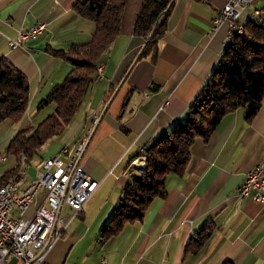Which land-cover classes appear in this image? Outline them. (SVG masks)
<instances>
[{
  "label": "crops",
  "instance_id": "crops-1",
  "mask_svg": "<svg viewBox=\"0 0 264 264\" xmlns=\"http://www.w3.org/2000/svg\"><path fill=\"white\" fill-rule=\"evenodd\" d=\"M74 2L0 0V57L5 56L18 67L30 84V99L21 120L0 123V151L18 128L34 126L27 125L29 113L35 111L31 106H38L71 68L48 48H68L92 37L94 21L77 13ZM143 2L125 0L120 31L100 61L103 77L92 81L77 109L82 108L80 116L75 118L76 111L60 132L66 129L63 136L56 134L43 145L39 162L69 144V152L63 154L67 159L84 132L88 114L102 111L81 158L99 186L68 222L63 235L49 243L44 262L264 264V202L242 197L238 190L252 167L262 164L264 168V98L251 122L245 118V109L239 107L221 119L208 140L197 138L185 172L166 176V196L155 198L143 219L127 222L107 240L99 236L126 182L136 172L128 160L137 152L143 158L142 150L148 142L175 121L185 119L191 101L230 39L226 22L214 28V17L225 0H175L168 29L159 40L157 60L137 59L144 40L133 34V24ZM239 19L241 23L253 20L264 24V0H251L241 9ZM40 20L46 27L38 36L21 46H10L9 40L21 28ZM50 104L51 111L54 104ZM7 158L6 154L0 160ZM21 178L22 172L21 185L32 180ZM43 193L40 190L27 215L41 202ZM207 221L214 224L210 237L198 251L189 250L192 236ZM15 262L11 259L3 264Z\"/></svg>",
  "mask_w": 264,
  "mask_h": 264
},
{
  "label": "trees",
  "instance_id": "trees-1",
  "mask_svg": "<svg viewBox=\"0 0 264 264\" xmlns=\"http://www.w3.org/2000/svg\"><path fill=\"white\" fill-rule=\"evenodd\" d=\"M175 0H144L133 24V34L144 40L136 58L158 57L159 40L168 29V18ZM125 0H75L74 9L95 23L92 37L74 42L68 48L49 47V51L71 64L64 78L55 83L38 102V108L50 103L54 108L35 126L18 128L2 154L12 155L17 163L0 174V186L11 176L20 179L21 164L40 154L44 143L59 134L71 120L89 87L97 78L96 68L120 31ZM153 30V33H152ZM29 80L5 56L0 57V123L18 122L29 103ZM111 85L110 91L113 90ZM109 97V95H108ZM264 98V24L253 20L226 43L217 64L200 91L191 101L183 121L161 131L148 142L142 153L146 168L126 182L111 216L99 232L103 240L118 233L127 222L143 219L155 198L167 194L165 179L169 173L183 174L190 161L191 146L201 137L208 140L221 119L239 107L251 122ZM128 160V164L140 155ZM20 161V162H19ZM22 161V162H21ZM20 163V165H19ZM214 227L207 221L189 242V250L198 251Z\"/></svg>",
  "mask_w": 264,
  "mask_h": 264
},
{
  "label": "built area",
  "instance_id": "built-area-1",
  "mask_svg": "<svg viewBox=\"0 0 264 264\" xmlns=\"http://www.w3.org/2000/svg\"><path fill=\"white\" fill-rule=\"evenodd\" d=\"M250 2L225 0L214 17V28L226 22L229 33L242 30L240 11ZM45 27L46 22L40 20L29 28H21L9 41L10 46H21L24 41L38 36ZM103 70L104 66L99 78L103 77ZM101 112L96 109L88 114L84 132L67 159L63 154L69 152V144H65L58 153L43 158L37 177L29 183L21 185L20 181H15L0 193V264L11 259L16 260L15 264H45L44 255L49 243L63 234L71 218L83 209L98 188L99 181L85 170L81 158ZM141 158H134L130 166L141 168ZM40 190H44L41 202L27 215L26 211ZM238 190L242 197L251 196L264 202L262 164H256L247 172Z\"/></svg>",
  "mask_w": 264,
  "mask_h": 264
},
{
  "label": "rangeland",
  "instance_id": "rangeland-1",
  "mask_svg": "<svg viewBox=\"0 0 264 264\" xmlns=\"http://www.w3.org/2000/svg\"><path fill=\"white\" fill-rule=\"evenodd\" d=\"M13 39V38H12ZM11 40V39H10ZM9 40V41H10ZM99 73V75H100V72H98ZM98 74H97V69H96V76H97ZM97 77H99V76H97ZM35 106H36V109H35ZM35 106H31V109H34L37 113H34L33 114V112H35V111H33V112H30L29 114H30V120L28 121V124L27 125H36V124H38L39 123V121L41 120V119H43L44 117H45V115H47V113L50 111V109L52 108L51 106V104H49V105H46V106H44V107H42V108H38L39 110H37V105H35ZM81 111H82V108L81 109H79L78 111H77V113H76V117L75 118H77V116H80V114H81ZM43 117V118H42ZM83 120V119H82ZM72 125H73V123H72ZM66 130V129H65ZM65 130H64V132L60 135V136H63V134L65 133ZM60 138V137H59ZM52 138H50V139H48V141H47V143H49L50 142V140H51ZM52 142H54V141H52ZM53 145L54 144H52V145H50V147H49V150H51V148L53 147ZM42 148H44L43 146H42ZM42 148L40 149V153L41 154H37L36 156H34L33 158H32V160L31 161H29V162H27V161H23V163L21 164L22 166V181H24L25 179L27 180V179H34V178H36L37 177V173H38V171H39V168H40V162H39V160H40V158H41V155H42ZM4 150V149H3ZM3 150H1V151H3ZM146 156V155H145ZM138 157V156H137ZM6 158V155H4V159ZM136 158V157H135ZM1 159H2V157H1ZM142 160H140V167L141 168H138V169H136V172L135 173H141V172H143L144 171V169L146 168V164H147V159H146V157H144L143 156V158H141ZM133 160V159H132ZM20 162V161H19ZM22 162V161H21ZM16 159H15V157L14 156H12V155H10V156H8V158L6 159V160H0V174L1 173H3L5 170H7L8 168H11V167H13V166H15L16 165ZM18 164V163H17ZM130 164H132V161L130 162ZM19 165H20V163H19ZM15 176V175H14ZM99 186V185H98ZM63 235V234H62ZM61 235V236H62ZM4 263V262H3ZM2 263V264H3Z\"/></svg>",
  "mask_w": 264,
  "mask_h": 264
},
{
  "label": "bare ground",
  "instance_id": "bare-ground-1",
  "mask_svg": "<svg viewBox=\"0 0 264 264\" xmlns=\"http://www.w3.org/2000/svg\"><path fill=\"white\" fill-rule=\"evenodd\" d=\"M241 29H243V23H241ZM241 32V30H232L230 32V37L233 36L235 33H239ZM103 64L101 62H99V64L97 65V74L99 75L98 72H102L103 69ZM141 166V165H140ZM15 181H20V179L18 178V175L15 176H11L6 182H4L1 186H0V193L5 191V187H10V184H15Z\"/></svg>",
  "mask_w": 264,
  "mask_h": 264
},
{
  "label": "water",
  "instance_id": "water-1",
  "mask_svg": "<svg viewBox=\"0 0 264 264\" xmlns=\"http://www.w3.org/2000/svg\"><path fill=\"white\" fill-rule=\"evenodd\" d=\"M152 33H153V30H152Z\"/></svg>",
  "mask_w": 264,
  "mask_h": 264
}]
</instances>
